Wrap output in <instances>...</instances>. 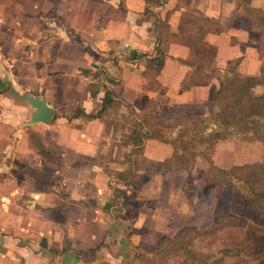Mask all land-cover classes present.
<instances>
[{
  "label": "crops",
  "instance_id": "obj_1",
  "mask_svg": "<svg viewBox=\"0 0 264 264\" xmlns=\"http://www.w3.org/2000/svg\"><path fill=\"white\" fill-rule=\"evenodd\" d=\"M249 5L255 6L251 0ZM145 6L147 4L143 0H0V257L5 252H10L14 257L15 253L18 256L24 252L28 255L25 260L27 264H65L66 252L59 254L52 262L49 250L53 246L27 248L15 242L11 245L5 236L20 235L21 230L26 228L21 220L31 219L28 214L20 217L23 200L29 202L31 215L32 207L36 208L42 203L45 205L41 207L53 209L54 200L52 203L51 200L55 194L52 189H41L49 188L41 180L50 182V187L59 188L65 186L63 183L68 180L73 181L69 182V186L78 182L79 185H86V182L98 186L89 176L90 172L99 171V166L93 160L96 148L93 149L90 139L84 140V134L76 127V119L81 117L67 120L62 114L48 124L27 123L25 118L31 109L23 100L24 95L42 98L51 107L52 114L55 107L60 105L91 112L92 101L97 105L101 91L95 97H89L85 88L88 73L102 67L109 75L117 77L120 81L119 97L132 108L136 107V111L153 99L155 92L158 95L151 114H160L177 103L187 104L191 111L193 105L210 103L217 87L216 79L206 85L192 86L182 91L178 89L187 71L180 60L186 57L188 49L176 41L167 44L166 57L155 76L157 87L154 90L146 89L141 76L144 58L141 55L152 53L156 35L153 31L154 18L144 14ZM52 7L60 10L55 25L65 27L75 35H69L72 39L70 42L61 40V36L41 34L40 22L35 15L40 10L44 12L41 22L44 30L48 28L47 31H50L46 13ZM185 8L200 11L219 27L217 33H208L204 38L215 47L214 62L220 71L228 60L240 57L237 72L243 75L258 74L255 47L243 44L256 41V29H252L256 26L250 23L243 27L235 23L232 19L237 11L234 0H162L161 5H148V10L156 13L160 19L167 13L170 33H175L179 15ZM110 45L114 49L113 56L99 58L103 51L111 49ZM142 97L146 101L141 106L137 105ZM99 121L97 118L89 119L84 125H94L99 129ZM72 122L75 123L74 128L70 127ZM28 129L33 130L41 143L51 151L53 161L46 160L29 145ZM168 150L170 152V147ZM51 178L59 179V185H54ZM62 198L61 195V201ZM29 223L27 221V225ZM31 229L33 233L41 232L46 239L50 236L51 223L46 226L37 222ZM7 243L11 246H5ZM55 248L62 250L60 246ZM4 261L8 259L1 258L0 262Z\"/></svg>",
  "mask_w": 264,
  "mask_h": 264
},
{
  "label": "rangeland",
  "instance_id": "obj_2",
  "mask_svg": "<svg viewBox=\"0 0 264 264\" xmlns=\"http://www.w3.org/2000/svg\"><path fill=\"white\" fill-rule=\"evenodd\" d=\"M251 2H254L256 6L253 8L261 11L262 8L264 9V0H251ZM58 12L60 10H55L53 7L49 12L47 11L48 23L51 26L50 31H47L48 28L44 30L41 22L43 20L41 15L44 12L40 10L35 15L40 22L39 29L41 34L44 32L54 35V37L61 36V40L70 42L72 39L69 35L74 34H70L69 29L65 27L60 28L55 25ZM240 14L241 10L237 8L232 19L238 25L245 27L239 19ZM252 29H256L257 38H259L258 27ZM256 41L253 44H251L252 42L243 44L255 47L256 52H254L257 53L256 58L260 68V61L264 59V41L259 40L258 43ZM84 46L90 50L87 45ZM109 48H111L110 51H103L102 55H98L99 58L113 56L114 49L111 45ZM239 58L235 57L227 61H235L236 72V67L240 63ZM261 92L262 88L259 85L251 88L253 95ZM154 94V98L149 100L155 102L158 93ZM145 101L142 97L137 105L141 106V103ZM92 102L91 110L93 111L97 105H94V100ZM210 106L211 101L203 106L193 105L192 113L195 117H201L205 115ZM71 108L76 107L65 105L55 107L54 113L46 124L59 115L67 116ZM133 108L137 110L136 107ZM28 118L29 114L25 118L26 121ZM80 119H76V127L81 134H84V140L90 139L93 149L96 148L95 156L99 155L98 161L101 167L99 166V169L96 166L99 171L89 174L98 186H92L86 182V185H79L78 182L69 186V182L73 181L68 180L63 183L65 186L62 185L61 188L53 185L51 188L50 182L41 180V183L43 182L46 187L49 186V188L41 187V189H52L55 194L51 200V203L54 200L53 209L41 207L42 204L45 205L42 203L36 208L32 207L31 215L29 202L23 200L19 209L20 217L28 214L31 219L21 220L22 226L26 228L21 230V234L18 236L6 235V241H10L11 245L15 242L27 248L30 246H53L49 250L52 262L59 254L66 252L64 255L65 264H187L181 253L164 255L162 248L165 244L162 242L159 245V240L162 237L174 235L181 228L206 229L205 233L197 234L191 238H188L187 235L183 236V243L188 241L186 246L191 251L212 257L219 256L220 250L228 249L230 252L222 256L221 264L255 263L256 258L245 252L253 246H258L259 242L252 239L247 227L264 230V211L244 205L242 189L238 184H235V187H222L217 195L213 192V183L200 184L199 174L206 165L205 160L200 156L195 158L190 172L172 168L159 172L156 169L155 161L168 154L169 146L149 140L144 141L143 154L148 158L149 163L140 172L141 179L129 184H115L114 179L110 176L113 172L125 167L122 156L125 148L117 143L120 136L126 133L129 125L130 117L127 114V109L120 105L116 109L106 111L101 117L104 121H99V129L94 125H84L86 119L83 117ZM74 124L72 122L70 127L74 128ZM30 131L34 132L31 129L26 132ZM165 147L168 149L166 150ZM210 159L216 166L223 168L233 164L256 162L262 166L264 173V143L243 140L238 136L219 140L213 145ZM93 160L95 162V158ZM95 164L97 163L95 162ZM103 168H106V172ZM45 173L49 174V172ZM51 181L54 185H59L60 180L51 178ZM61 195L63 201L60 199ZM64 211L65 215L58 214ZM38 213L39 215L36 216ZM219 214H231L240 225H226L210 232L212 224ZM27 221L30 222L28 225ZM37 222L44 223L46 226L51 223L50 236L46 239L41 232L33 233V229L29 230ZM35 240L38 241L37 244ZM11 245L5 244V246ZM56 246H60L62 250L59 251V248H55ZM243 246L248 247L244 249ZM27 248L25 249L28 250ZM239 248L244 250L236 252V249ZM15 256H11L10 252H5L4 256L0 257V261L5 257L8 261L0 262V264H13L12 260L15 261L14 264H27L25 263L26 256H28L26 253L20 252L18 256L15 253ZM18 261L20 263H17Z\"/></svg>",
  "mask_w": 264,
  "mask_h": 264
},
{
  "label": "trees",
  "instance_id": "obj_3",
  "mask_svg": "<svg viewBox=\"0 0 264 264\" xmlns=\"http://www.w3.org/2000/svg\"><path fill=\"white\" fill-rule=\"evenodd\" d=\"M143 1L145 5L147 4L144 7V14L154 18L153 31L156 35L152 53L148 56L141 55L144 57L141 76L145 80L146 89L154 90L157 87L155 76L166 57L167 44L176 41L188 49L186 57L180 60L187 67V71L180 80L178 89L187 90L192 86L206 85L212 79H216L217 87L211 96V106L201 117H195L185 103L174 104L160 114H151L155 105L154 100H149L141 110L136 111L119 97L120 81L117 77L98 67L88 73L89 80L85 87L89 97H95L101 91L97 108L92 112L71 108L65 118L67 120L75 117H83L86 120L97 118L104 121L101 117L109 109H116L120 105L127 109L129 125L117 143L125 148L122 155L125 167L110 176L115 184H129L141 179L140 172L149 163L143 155L144 141L155 139L170 147L168 156L155 162L159 171L172 168L190 172L195 157L200 156L206 162L199 174L200 184L213 183L215 195L219 194L224 186L235 187V184H238L242 189L244 205L264 211V173L259 163L233 164L223 168L216 166L210 159L213 145L219 140L238 136L243 140L264 143V59L260 61L259 72L256 75L239 74L235 70V61L226 62L220 71L214 62L215 47L204 38L208 33H217L219 31L217 25L200 11L185 8L179 15L175 33H170L166 21L167 13L160 19L156 13L148 10V5H161L162 0ZM234 1L241 10L239 19L243 25L252 23L258 27L259 38L256 42L264 41V12L251 7L250 0ZM256 85L261 86L262 92L253 95L251 88ZM27 139L29 145L36 149L39 155L53 161L51 151L41 143L34 132H27ZM98 160L99 155H96L95 162L101 167ZM103 169L106 172V168ZM212 225L210 232L222 226L240 224L231 214H219ZM247 231L252 239L259 243L249 251L247 249L245 253L256 258L254 264H264V230L247 227ZM205 232L206 229L181 228L170 237H162L158 244L164 242L165 246L162 248L164 255L181 253L187 264H221L222 256L230 252L228 249L220 250L217 257L199 255L186 246L188 241L186 243L182 241L185 235L191 238ZM247 247L243 246L244 249ZM243 248L236 249V252L243 251Z\"/></svg>",
  "mask_w": 264,
  "mask_h": 264
},
{
  "label": "water",
  "instance_id": "obj_4",
  "mask_svg": "<svg viewBox=\"0 0 264 264\" xmlns=\"http://www.w3.org/2000/svg\"><path fill=\"white\" fill-rule=\"evenodd\" d=\"M23 100L27 102L31 108L27 123H47L51 117L52 109L39 96L24 95Z\"/></svg>",
  "mask_w": 264,
  "mask_h": 264
}]
</instances>
